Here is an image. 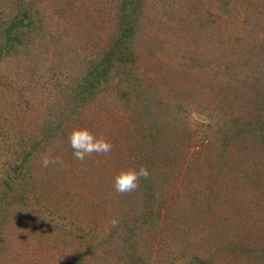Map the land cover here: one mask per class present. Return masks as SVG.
I'll use <instances>...</instances> for the list:
<instances>
[{
	"label": "rangeland",
	"instance_id": "obj_1",
	"mask_svg": "<svg viewBox=\"0 0 264 264\" xmlns=\"http://www.w3.org/2000/svg\"><path fill=\"white\" fill-rule=\"evenodd\" d=\"M11 2L0 0V20ZM24 6L34 26L0 61V264H186L192 250L207 264H264V135L250 125L221 145L238 131L234 118H263L264 0ZM114 41L119 59L105 55ZM110 62L94 95L73 102ZM75 127L111 152L75 160ZM42 157L57 162L45 168ZM131 159L150 175L116 193L113 177ZM159 187L168 203L149 227L144 209Z\"/></svg>",
	"mask_w": 264,
	"mask_h": 264
},
{
	"label": "trees",
	"instance_id": "obj_2",
	"mask_svg": "<svg viewBox=\"0 0 264 264\" xmlns=\"http://www.w3.org/2000/svg\"><path fill=\"white\" fill-rule=\"evenodd\" d=\"M26 1L27 0H12V2L10 4L11 6L9 7V10L10 9L13 10L14 13L12 15H10V14L6 15V17H9V18H4V20H0V61H3V59H5L6 57H11L13 55V53H16L17 50L20 47H22V45H23L22 44L23 43L22 39L24 37V31H26V29H30L31 27L34 26V23H35L34 20H33L34 17L30 13V10H27L25 8V6H24ZM135 2H137V0H135ZM120 31L122 33L121 37L123 39L124 36L131 31V27L123 25L121 27ZM119 41H121V40L119 39ZM112 42H111V44H109L108 51H107V53L105 55H107V58H110L114 54L112 57L119 59V55L120 54L118 53V57H116L115 51L116 50H118V52L121 51L120 49L117 48L120 45V43H115V41H114V43H112ZM110 63L111 64H109L108 66L107 65L106 66L103 65L100 68H95V69L92 70L93 72H90L88 74V77L85 80H87L86 82L89 85H86L85 92H82L80 94L77 93V96H75L74 100H72L73 102L78 100L79 95H82L85 99H86V96H93L94 95L93 89L96 88L95 83H97V84L100 83L99 81H100L101 75L102 76L104 75L107 78L110 77L111 66L114 64L113 62H110ZM115 90L117 91V93L120 92V90H125L124 92L120 93L121 96H120L119 99L121 100V98H124L122 100V102L131 103L133 101V97H132L131 91L123 86L122 81H119L117 83V85L115 87ZM77 102H81V100L77 101ZM74 105L76 106V104H74ZM262 113L263 112H261V114ZM229 123H230V120H229ZM233 123L236 125L238 131L235 130V133L232 134V135H226L225 136V134H223L222 135V139H221L223 141V143L221 145H223V146L227 147L228 146V141H231L232 139L234 141H236V144H237L238 141L241 138H245L247 133H244L245 132L244 130H246L247 126H248V129H249L250 125L254 126L257 129H261L260 132H261V134L264 135V113H263L262 120H257V121H255L252 124H249L245 120H243V122H241L240 118H234L232 123H230L232 127H234L232 125ZM140 128H141V130H138V132L141 135V140H144L147 136H149V131H148L147 128L144 127V124L141 125ZM224 140H226V141H224ZM248 143L249 142L246 141L244 144L246 145ZM162 148H163L162 145H160V150H162ZM149 149H150L148 151L149 152V156L152 155L153 157H155L153 155V153H152L151 148H149ZM126 162L129 163V166L125 165L126 168L127 167L136 168V167H139L140 165H144L148 169V166L146 164H144V162H138V164H137V162H135V160L133 161V159L128 160ZM150 168H151V166H150ZM157 174H164V172L157 173ZM162 180L163 179H161V182H162ZM102 181H106V179L102 178ZM161 182H159V184ZM151 190H153L152 193L154 194V191L156 190V188L154 190V187H151ZM166 193L167 192L164 191V190H163V192H161V189L159 187L158 190H157V193L152 197L154 199L149 202L150 209H148V208L144 209V211H147L148 214L146 215V218H145V220L143 222L146 225H148L149 227H152L154 225L153 216L157 217L158 219L161 218L162 208H164V210H165V205L168 203V202H166L168 197L166 195H164ZM181 194H183V192H181ZM206 205L209 206L208 203H206ZM171 207H172V205L168 204L167 205V211H169ZM183 209H184V207H183ZM193 212L195 214L198 213V215H200V216L202 214V212L199 211V206L197 208H195L193 210ZM202 218H204V217H202ZM132 224H133V226L130 224L131 227H132L131 231H128V232L132 233V235H134V233H135L134 231H136L135 230V224L134 223H132ZM196 255H197V253L193 252V250H192V252H190L189 261H187L186 264H207L204 260L199 258V255H197V256Z\"/></svg>",
	"mask_w": 264,
	"mask_h": 264
},
{
	"label": "clouds",
	"instance_id": "obj_3",
	"mask_svg": "<svg viewBox=\"0 0 264 264\" xmlns=\"http://www.w3.org/2000/svg\"><path fill=\"white\" fill-rule=\"evenodd\" d=\"M68 141L73 150V158L81 162L94 153L108 155L112 150V144L109 140L102 135L94 134L87 127L73 128L68 136ZM56 162L49 160L47 157L41 158V166L45 168ZM149 175V170L144 165L137 168H122L113 177V189L119 194L133 192L138 188L140 179H146ZM111 223L115 226L117 221L113 219Z\"/></svg>",
	"mask_w": 264,
	"mask_h": 264
}]
</instances>
